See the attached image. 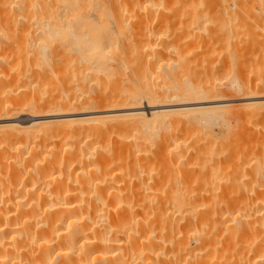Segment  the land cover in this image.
Returning <instances> with one entry per match:
<instances>
[{"label":"bare ground","instance_id":"obj_1","mask_svg":"<svg viewBox=\"0 0 264 264\" xmlns=\"http://www.w3.org/2000/svg\"><path fill=\"white\" fill-rule=\"evenodd\" d=\"M65 1L69 12L62 17L56 13L60 8L56 11L55 3L58 6L62 2V6ZM65 1L57 4V0H41V9L38 7V12L47 17L51 41L55 38L65 40L63 44L60 40V46L57 42V47L53 42L46 44L44 34L41 35L44 40L40 35L34 38L36 34L32 35L28 29L31 24L16 28L15 15L9 10L10 0H0V264H243L239 258L235 263L228 260L234 252H240V245H244H238L239 249L234 240L247 238L259 224L263 230L264 217L260 212L258 224L255 219L258 212L252 209L255 203L246 204L249 197L252 199L249 195L239 203L240 211L245 212L240 215L243 221L236 217L237 222L232 216L235 206L225 204L226 200L219 212L211 209L213 215L208 223L214 229L224 227L226 232L216 230L227 233L218 237L217 232L216 241L223 237L224 242H214L216 233L213 231L215 235H212L211 226L210 230L206 229L208 225L204 222L208 213L202 212L204 216H201L199 207L195 210L200 215L190 213L192 205L187 199L190 196L186 198L184 194L187 186L184 187L186 172L182 170L185 146L182 133L184 126L189 125L179 118L191 115L187 122L194 126L201 110H214L213 106L209 109L199 104L219 103L226 97L254 100L249 101V106L254 108L253 104H258V109L263 111L264 76L261 72L255 73L254 67L249 70L247 66L245 71L242 64L243 71H240L235 66L238 62L234 61H240L241 56H237L240 52L236 54L237 49L230 52L235 49L232 50L230 43L239 41L246 49L254 32H262V37L264 0H161L164 10L163 14L159 11L156 25L161 23L166 32L159 30L160 34L164 32V38L160 35L158 39L160 49L156 51L151 44L153 50L149 47L147 50L154 53L147 55L146 51V56L133 51V48L139 50L133 42L137 38L135 35L150 34L146 26L153 21L150 15L155 6L150 10L152 5L148 3L151 6L146 10L150 12L140 18L139 0H122L114 25L119 39L123 37L126 42L123 44L117 39L123 42L121 45L115 42L116 37L115 45L117 43L120 48L112 46L116 47L111 51L113 55L109 50L103 51L104 42L101 46L96 41L91 45L93 38L102 37L100 31L93 28L92 17H86L87 10L96 7L97 0ZM24 4L25 1L19 8H26ZM95 9L102 13L99 7ZM21 13L19 18L22 19ZM62 19H65L64 24ZM169 29H174V34H169ZM17 30L24 36L14 38ZM127 30L131 39L125 36ZM152 31L146 39L158 36ZM92 32L94 36L89 35ZM12 38L16 39L13 45L22 41L23 48L19 51V42L17 52H23L24 63V59L17 56L21 55L15 52L17 48L13 46L12 51V44H9ZM128 39L133 48H129ZM154 41L157 45V39ZM188 41L194 44L195 51L186 50ZM145 42L151 43V39ZM253 42L256 46L259 44L254 49L257 55L253 63L261 65L264 63V38L261 43ZM108 43L112 45V41ZM148 44L141 46L143 50ZM226 45L231 48L228 51L226 47L223 53L226 49L230 53L226 52L221 62L218 61L220 63L211 61L212 50ZM15 56L22 64L15 61ZM249 74L257 78L252 75L250 78ZM143 105L149 113L141 110ZM223 106H219L220 109ZM219 107L215 106L218 111ZM22 115L32 121L21 122L22 118L18 121ZM193 174L194 171L192 177ZM234 181L237 182L235 178ZM194 195L192 202H198L201 194L200 197ZM247 208L249 212L250 208L255 210L253 213L257 216L250 215L257 220L255 227L252 218L247 217ZM203 223L209 236L201 229ZM199 229L206 235L200 234L193 239L190 234L199 235ZM252 242L254 240H249L254 255L244 251L251 257L258 251L262 258L263 242L255 241L259 248ZM242 254L238 255L242 257ZM257 257L252 261L256 262ZM261 261L264 264V257Z\"/></svg>","mask_w":264,"mask_h":264},{"label":"rangeland","instance_id":"obj_2","mask_svg":"<svg viewBox=\"0 0 264 264\" xmlns=\"http://www.w3.org/2000/svg\"><path fill=\"white\" fill-rule=\"evenodd\" d=\"M20 1H21V3H20ZM26 2V4L29 6V7H27V5L26 4H24V6H26V8L25 7H23L24 9H26V12H24V11H22V9L23 8H19V7H22V5H20V4H22L23 2ZM10 0V5H9V10H11V14H14L15 15V20H16V28H17V25H21L22 27L23 26H26L27 25V27L28 26H30V24L32 25L31 26V28L30 27H28V29L30 30V32L32 33V35L33 34H36V35H33L34 36V38H38V37H36V36H39L40 35V38L41 39H43V36H41L42 34H44V42H46V44H47V42H49L48 44H51L52 42V45L55 43V45H56V43L58 42H60V40H59V38H55V39H57V40H55V39H53V41H51V39L52 38H50V36H52V31H51V29H50V27H48L47 25H46V21H47V17L46 16H44V15H42L43 13L40 11V12H38L39 11V9H41L40 8V2H41V0ZM29 1V2H28ZM59 1H62V0H57V4H58V2ZM65 1V0H64ZM151 2H149V0H139V5L142 7L139 11H140V18H142L143 16H145L146 15V13L148 14L150 11H148L147 12V10L146 9H148L151 5V7H150V10L151 9H153L154 7L153 6H155V10L152 12L151 11V17L153 18V23L151 22V21H149L150 23H151V26H149V28L147 27L148 26V24L150 25V23H147V26H146V28L148 29V31H150V34H151V31H152V33H156L158 36H156L154 39H157V41H158V44H159V46L157 47V45H156V43L157 42H155L154 41V39L153 38H149V39H146V38H148L147 37V34L149 35V36H151L148 32H147V30L145 31V29L146 28H144V31L145 32H147V34L145 33L144 35L145 36H141V35H135L137 38H135L136 39V41L135 42H133V43H135V46H136V49L138 48L139 50H135V48H133L132 47V45H131V42H130V40L128 41L129 43H130V45L131 46H129V48L130 47H132L133 48V51H137V52H139V53H144V56H146L145 55V52H146V54L148 55V54H151L152 55V53L151 52H153V51H151L150 52V50H147V48L149 47V49L151 48V50H153L154 48H155V50L156 51H158L159 49H160V42H159V40L161 39V36H162V38H164L163 37V34H164V32H166L163 28V26H162V24L161 23H159V25L157 24L156 25V18L158 17V14L160 13V14H163L162 13V7H161V5H160V1L161 0H150ZM162 1H164V0H162ZM39 2V3H38ZM56 2V1H55ZM54 2V3H55ZM67 1H65L63 4H62V6L60 5V3H62V2H59V5L57 6L56 5V3H55V7H56V11H57V9L58 8H60V10H62V11H60V10H58L56 13H58V15H60V16H64L63 14H68V12H69V7L67 6L68 4V2L66 3ZM98 2V3H97ZM20 3V4H19ZM32 4V5H30V4ZM39 5H38V4ZM66 3V4H65ZM95 3H97L98 5H100V6H98L97 4H96V7H99L100 9H98V10H101L100 12H102V13H98V12H96L97 10L95 9L96 7L95 6H93L91 9H90V11L89 10H87L88 12L86 13V17H88V18H90L91 19V17H92V19H91V22H93V23H95L93 26V28H95L97 31H100L99 33H100V35L102 36V37H104L103 38V40H102V37L101 38H99V40H98V38H93L92 39V41H91V45L92 44H94L93 42H95L96 41V43H99V46H101V44L104 42V44H102V46L101 47H103L104 48V50L103 51H105V53H107L108 52V50H109V53H111V54H113L114 55V53H112L111 51H115L116 50V47L117 48H120V46L118 47L117 46V43H119L120 41H123L122 43L123 44H125V42L126 41H124V39H123V37H121V39L122 40H120L119 39V37H118V35L119 34H117V27L115 26L116 24L114 23L116 20L115 19H117V21H118V12H119V9L121 8V5L122 4H120V3H122V0H97ZM151 4V5H149V4ZM163 3V2H162ZM161 3V4H162ZM13 4V5H12ZM35 5V6H34ZM38 5V6H37ZM14 6V7H13ZM59 6H61V7H59ZM63 6H65L66 7V9L67 10H65V8L63 7ZM148 6V7H147ZM13 7V8H12ZM17 7H18V10H16L17 9ZM38 7H39V9H38ZM58 7V8H57ZM95 7V8H94ZM147 7V8H146ZM29 8V9H28ZM36 8V9H35ZM63 8V9H62ZM161 8V9H160ZM157 9V10H156ZM35 10H37V11H35ZM63 10H65V13H63L64 11ZM149 10V9H148ZM164 10V9H163ZM28 11V12H27ZM160 11V12H159ZM21 12H24V13H21ZM110 12V13H109ZM154 12H156V13H154ZM164 12V11H163ZM19 13V14H18ZM20 13L22 14L21 15V17H22V19L21 18H19L20 17ZM42 13V14H41ZM95 13V14H94ZM98 13V14H97ZM89 14V15H88ZM105 14V15H104ZM116 14H117V16H116ZM160 14H159V16H160ZM19 15V16H18ZM96 15V16H95ZM106 15H108V16H106ZM89 16H91V17H89ZM115 16V17H114ZM142 16V17H141ZM30 18H31V22H34V23H31L30 22ZM35 18V20H33ZM114 20H113V19ZM159 18V17H158ZM26 19H27V21H29V23L27 22V24H26ZM155 19V20H154ZM22 20H25V21H23V22H25V24H23V22H22ZM63 20V24H64V22H65V19H62ZM38 21V22H37ZM134 21V20H133ZM157 22H160L159 20H157ZM21 23V24H20ZM132 23H135V21L134 22H132ZM35 24H38L37 26H39L40 27V30L38 29V27L37 26H34ZM109 24V25H108ZM115 24V25H114ZM70 25H73L72 24V22H71V24ZM96 25V26H95ZM134 25V24H133ZM230 25H231V23H230ZM18 26V27H19ZM21 26L19 27V28H21ZM34 27V28H33ZM116 27V28H115ZM145 27V26H144ZM38 30H37V29ZM159 28V29H158ZM130 29V28H129ZM161 29V31L160 32H162L163 30H164V32L163 33H161L160 34V32H159V30ZM32 30V31H31ZM37 30V31H36ZM85 30V29H84ZM130 31V30H129ZM173 31V32H172ZM174 29H169V31L167 30V32H169V34H171V33H173L174 34ZM22 31L21 30H17V32H16V35L14 36V38L15 37H18V36H24V34H22L21 33ZM94 32H96V31H94ZM106 32H108V33H106ZM113 32H115V33H113ZM157 32H159V34L157 33ZM99 33L98 32H96V35L98 34L99 35ZM110 33V34H109ZM126 33V35L125 36H127V33H128V30H127V32H125ZM176 33V32H175ZM261 33L262 32H258V31H256V32H254L253 33V35L251 36L252 38H250L251 39V41L248 39V41H247V48L245 49V47L241 44V45H239L240 43H238L239 41H237V42H235V41H232V43H230L231 45H232V50H233V48H235L233 51H231L230 50V52H234L236 49H237V51H235V53L237 54V53H239L240 52V54H238L237 56H238V58H240V56H241V58L243 59H241L240 58V61L241 62H243V63H240V61H239V59H238V61H236V59L234 60L237 64H235L234 62H233V64H235V66L240 70V71H243V69L245 68V67H247L249 70H250V67L252 68V67H254V70L256 71H254L255 73H260L261 74V76H264V74L262 75V73H264V63L262 64L261 63V65L260 64H254L253 62L255 61V59H256V52H255V50H256V48L259 46V44H258V46H256L257 44H255L253 41L254 40H256V42H259L260 41V43H261V41L263 42V38H264V33L262 34V37H261ZM103 34V35H102ZM155 34V35H156ZM258 34H259V36H258ZM89 35H95V34H93V32L91 33V34H89ZM88 35V36H89ZM105 35V36H104ZM112 36L110 39L108 38L107 39V37H110V36ZM116 35V36H115ZM153 35V34H152ZM154 35V36H155ZM161 35V36H160ZM129 36V37H128ZM128 38H130V32H129V34H128ZM140 36V37H139ZM159 36H160V39H159ZM254 36H256V37H254ZM47 37H49V38H47ZM98 37H100V36H98ZM105 37H106V39H105ZM116 37H118V38H116ZM127 37H125V38H127ZM139 37V38H138ZM158 37V38H157ZM14 38H12V39H10L9 41V44H12V42H15V40L16 39H14ZM115 38H116V40H115ZM133 38V39H134ZM140 38H143L145 41H150V39H151V43L150 42H145L143 39H141V41L140 40H138V39H140ZM48 39H49V41H48ZM117 39H119L118 40V42H117ZM131 39V38H130ZM159 39V40H158ZM55 40V41H54ZM108 40H109V42H111L112 41V45L110 44V43H108ZM114 40H115V42H117L116 43V45H115V42H114ZM143 40V41H142ZM253 40V41H252ZM63 41H65V40H63ZM62 40H61V44H63L62 42H63ZM101 41V42H100ZM106 41V42H105ZM140 42V43H137L136 44V42ZM163 41V40H162ZM19 42H20V47H19V51H21L22 49H20V48H23V47H21V43H22V41H18L17 42V44H15V45H11L12 46V51H13V46L15 47V48H17L19 45ZM51 42V43H50ZM142 42H145V43H142ZM193 42V41H192ZM16 43V42H15ZM121 43V42H120ZM119 43V44H120ZM122 43H121V45H122ZM132 43V44H133ZM142 43V45H140ZM148 43H150V44H148ZM188 43V45L186 46V50L187 51H191V49H192V51L194 50H196V48L194 47V44L193 43H190V41H188L187 42ZM192 45H190V44ZM234 43V44H233ZM236 43V44H235ZM238 43V44H237ZM252 43H254L253 45H252ZM108 45V47H107V45ZM146 44H148V46L146 47L145 46V48L144 49H146V50H143V47H144V45H146ZM152 44V47H153V49H152V47H150V45ZM154 44V45H153ZM18 45V46H17ZM54 45V47H56ZM59 46H60V43L58 44ZM111 47H110V46ZM161 45H162V42H161ZM229 45V44H228ZM228 45H226L224 48L222 47V46H220V47H222V48H217V47H215L214 49L215 50H212V53L210 54V59H212L211 61H215V62H217V63H220L221 62V58L222 57H224L225 55H227L228 53H230V52H227V49H226V52H227V54H225L226 52H224L223 53V49H225ZM238 45V46H237ZM251 45H252V47H253V49L251 48ZM256 47H255V46ZM23 46V45H22ZM112 46H116L115 48L114 47H112ZM139 46V47H138ZM141 46H143V47H141ZM156 46V47H155ZM233 46H235V47H233ZM51 48H52V46H50ZM58 47V46H57ZM107 48H109V49H107ZM128 48V51H130V49ZM131 48V49H132ZM140 48H141V50H140ZM158 48V49H157ZM193 48H195V49H193ZM228 48V47H227ZM229 48H231V47H229ZM229 48H228V51H229ZM248 48H250V49H248ZM220 49H222V50H220ZM255 49V50H254ZM107 50V51H106ZM250 50V51H249ZM18 51V48L17 49H15V52H16V54L18 53L17 52ZM198 51V50H197ZM199 51H201V50H199ZM249 51V52H248ZM252 51V52H251ZM131 52V54H133L132 53V51H130ZM220 52V53H219ZM244 52V53H243ZM23 53V52H22ZM21 53V54H22ZM154 53V52H153ZM220 55H219V54ZM18 54H20V53H18ZM20 54V55H21ZM224 54V55H223ZM143 55V54H142ZM219 55V56H218ZM223 55V56H222ZM242 55H243V57H242ZM254 55V56H253ZM19 58H23L24 59V56L22 57V55H21V57L19 56V55H17ZM17 56H15V61H18V63L20 62L19 60H18V57ZM220 57V58H219ZM20 60H22V59H20ZM220 60V62H218ZM254 60V61H253ZM26 60L24 59V61L22 62V63H24ZM250 62V63H249ZM21 63V62H20ZM21 63V64H22ZM48 63H51V62H48ZM217 63H214V65L216 64V65H218V67H219V64H217ZM240 63V64H239ZM242 64V65H241ZM215 65V66H216ZM239 65V66H238ZM240 65H241V67L243 66V69H241L240 68ZM263 65V66H262ZM217 67V66H216ZM235 67V71H237L238 69ZM257 69V70H256ZM263 69V70H262ZM245 70V69H244ZM260 70V71H259ZM232 71H234V68H233V70ZM246 71V70H245ZM263 71V72H262ZM234 73V72H233ZM239 73V72H238ZM222 73H220L219 75H221ZM236 75V74H235ZM251 75H252V78L254 77V79H256L257 77H255L256 75L255 74H249V77L251 78ZM253 75H255V76H253ZM259 75V74H258ZM222 76V75H221ZM225 80V79H224ZM225 82H228L227 80H225ZM226 89V88H225ZM230 101H229V100ZM235 99V98H234ZM233 98H231V97H226V98H223V101L222 100H220L221 102H219V103H212V104H210V103H203V104H199V106L201 107L202 105H203V107H206L207 106V108H209L210 109V107L212 108V106H213V108L212 109H214L213 110V112L212 111H209L207 108H205V109H207V110H201V114L200 113H198L196 116H197V118H198V123L197 124H195L194 123V126L191 124L190 125V123L189 122H187V121H189V118H192V116L191 115H182V117H180L179 119H181L182 120V122H183V124L185 123V124H187L188 123V125L189 126H187L186 125V127L184 126V130H183V132L184 133H182L183 135H182V141L184 142H182V144H183V146H184V148L182 149L184 152H183V155H184V163H183V160H182V170L184 171V172H186V173H184V179H185V181H184V187H186L187 186V189L186 188H184V194H185V197L187 198V196H190V197H192V199H190V197L189 198H187L188 200H190L189 201V203L191 202V207H190V213L192 212V214L194 215L195 214V212H196V215H200V214H202V212H204L205 213V211L208 213V215H207V219H206V217H205V219H204V217H203V219H204V222L208 225V226H206V225H204L205 223H203L202 225V227L203 228H201V229H204V232L206 231V233H209V234H207L208 236L210 235V232L208 231V230H210L208 227H210L212 224L211 223H208V222H210V215L212 214V210H214L215 212L216 211H218V209H220V205H224L225 206V204H229V205H234L235 206V208H233V211H232V213L234 214V215H236L237 213L236 212H238V214L236 215V216H234V215H232L233 217H235V220H236V217H237V220L239 221V219H241V217H243V216H240V215H242L245 211H240V208H241V205L239 204L241 201H242V199L243 198H247V197H249V195L251 196V198L253 199H251L250 200V197L248 198V200H246V204H248V202H249V204L251 203L250 201H252V203H255V204H252V209H254L255 208V210H257L256 211V213L259 215L260 214V212H261V216H262V218L264 217V214H262V213H264L263 211H264V109H263V111L260 109H258V107H257V105L258 104H253V106H254V108H252V106H249L251 103L249 102V101H251V102H253L254 100H239V98L238 97H236V99L234 100ZM264 100V99H263ZM228 101V102H227ZM237 101V102H236ZM241 101V102H240ZM246 101H248V102H246ZM243 102V103H242ZM250 103V104H249ZM216 104V105H215ZM227 104V105H226ZM247 106H246V105ZM223 105H225V106H223ZM145 105H143V106H141V110L143 109L144 110V112H146V113H149V109H147V107L145 106ZM215 106L217 107H219V106H223L222 108L223 109H220V107L218 108L219 109V111L217 110V108H215ZM247 108H246V107ZM249 106V107H248ZM236 107H238V108H236ZM242 108V109H241ZM216 109V110H215ZM254 110V111H253ZM204 111H205V114H204ZM216 111V112H215ZM210 112H212V113H210ZM248 112V113H247ZM209 113V115H207ZM204 115H205V117H204ZM208 117H207V116ZM238 115V116H237ZM252 115V116H251ZM214 116V117H213ZM233 116V117H232ZM236 116V117H235ZM207 117V118H206ZM21 118H22V120L23 121H21ZM25 118L26 119H29V120H25ZM206 118V119H205ZM232 118V119H231ZM201 119V120H200ZM203 119H205V120H203ZM17 120L19 121H21V122H30V120L32 121V118L30 119L28 116H26V115H22V116H19L18 118H17ZM41 120H43V121H45V119H41ZM46 120H48V119H46ZM191 120V119H190ZM216 120H218V121H216ZM186 121V122H185ZM207 123H206V122ZM258 121H259V123H258ZM191 122V121H190ZM213 122V123H212ZM225 122V123H224ZM206 124V126H204ZM196 126V127H195ZM229 126V127H228ZM189 127V128H188ZM191 127H192V129H191ZM234 127V128H233ZM189 131V132H188ZM195 131V132H194ZM236 131V132H235ZM188 132V133H187ZM197 132H199V134L197 133ZM187 133V134H186ZM195 135H194V134ZM228 133H230V134H228ZM189 134V135H188ZM228 135V136H227ZM193 136V137H192ZM184 137V138H183ZM191 138V139H190ZM211 138V139H210ZM242 138V139H241ZM196 139V140H195ZM231 141V142H230ZM188 144H187V143ZM182 146V147H183ZM190 148H189V147ZM188 147V148H187ZM240 149V150H239ZM191 152H190V151ZM185 152H186V154H185ZM189 152V153H188ZM216 152V153H215ZM191 153V154H190ZM211 153V154H210ZM188 154V155H187ZM220 154V155H219ZM211 155H213V156H211ZM187 156V157H186ZM185 158H186V160H185ZM198 158V159H197ZM187 161V162H186ZM213 161V162H212ZM194 165V166H193ZM199 165V166H198ZM192 166V167H191ZM204 166V167H203ZM198 167V168H197ZM200 167V168H199ZM228 168V169H227ZM202 170V171H201ZM244 170H246V171H244ZM193 171H194V174L193 175H195V176H193L192 177V173H193ZM237 171H238V173H237ZM192 172V173H191ZM187 173H189V174H187ZM228 173V174H227ZM242 173V174H241ZM185 174H187L188 175V178H186V176H185ZM205 174V175H204ZM236 174V175H235ZM246 175V176H245ZM235 176V177H234ZM190 177H192L191 179H190ZM194 177H195V179H194ZM260 177V178H259ZM229 178L231 179V181L229 180ZM234 178H235V180H237V182H233V180H234ZM240 179V180H238V179ZM189 179L191 180V183H190V181H189ZM193 179V180H192ZM195 180H197L195 183H194V181ZM216 180H217V182H216ZM204 181V182H203ZM208 181V182H207ZM240 181H241V183H240ZM256 181V182H255ZM232 182V183H231ZM189 183V184H188ZM199 183V184H198ZM218 183V184H217ZM244 183V184H243ZM251 183V184H250ZM187 184V185H186ZM211 184H212V186H211ZM236 184V185H235ZM195 185V186H194ZM232 185H234V186H232ZM204 186V187H203ZM220 186V187H219ZM240 186V187H239ZM244 186H246V187H244ZM219 187V188H218ZM235 187V188H234ZM212 188V189H211ZM220 188L222 189V190H220ZM241 188V189H240ZM215 189V190H214ZM195 190V191H194ZM197 190V191H196ZM203 190V191H202ZM251 190V191H250ZM186 191V192H185ZM209 191H210V193H209ZM217 191V192H216ZM198 192V193H197ZM204 192V193H203ZM214 192V193H213ZM219 192V193H218ZM235 192V193H234ZM238 192V193H237ZM242 192V193H241ZM252 194H251V193ZM194 193L196 194V196H199L200 194H201V197L198 199V202L195 200V201H193L192 202V200H194ZM213 193V194H212ZM194 196H193V195ZM212 194V195H211ZM238 194H239V196H238ZM246 194V195H245ZM192 195V196H191ZM226 195V196H225ZM257 195V196H256ZM209 196V197H208ZM229 196H231L232 197V200H230L231 199V197H230V199L228 198ZM243 196V197H242ZM247 196V197H246ZM255 196V197H254ZM194 197V198H193ZM212 197V198H211ZM218 197H220V199H221V201H219L220 199L218 198ZM242 197V198H241ZM197 198V197H196ZM214 198V199H213ZM223 198V199H222ZM236 198H238V199H236ZM239 198H241L240 200H239ZM203 199V200H202ZM211 199H212V201H211ZM235 199V200H234ZM244 199V200H245ZM217 201V202H215V201ZM227 200V201H226ZM255 200V201H254ZM206 201H208V202H206ZM219 201V202H218ZM227 202V203H225L224 204V202ZM229 201V202H228ZM234 203H233V202ZM210 202V203H209ZM193 203H195V204H193ZM199 203V204H198ZM208 203V204H207ZM216 203H217V206H218V203H219V207L217 208V206H216V208L214 207L215 205H216ZM221 203V204H220ZM206 204V205H205ZM236 204H238V205H236ZM248 204V205H249ZM250 204V205H251ZM195 205L197 206V207H195ZM199 205V206H198ZM208 206V207H207ZM237 206V207H236ZM198 207H199V212H201L200 214H199V212L198 211H196L195 210V208L196 209H198ZM251 207V206H250ZM257 207V208H256ZM202 208V209H201ZM204 208V209H203ZM259 208V209H258ZM193 209H194V211H193ZM201 209V210H200ZM212 209V210H211ZM217 209V210H216ZM225 209V207L224 208H222L221 210H224ZM221 210H220V212H221ZM236 212H235V211ZM237 210H239L240 211V213L241 214H239V211H237ZM254 210V211H255ZM251 210V208H250V212H249V209L247 208V211H246V213L248 212V219L249 220H251V218H252V222H253V226L254 225H258L259 223H260V221L259 220H261V216L259 215L258 216V218L256 217H254L253 215H255V216H257L256 214H254L255 212L254 211H252ZM198 212V213H197ZM219 212V211H218ZM254 212V213H253ZM206 213V214H207ZM251 213V214H250ZM213 215V214H212ZM253 216L255 219H259L258 221V224L256 223L257 222V220H254L253 219V217H251V216ZM201 216H204L203 214L201 215ZM233 217H232V219H233ZM249 217H251V218H249ZM208 218H209V220H208ZM211 218H213V217H211ZM239 218V219H238ZM221 219H223L224 220V218H221ZM248 219H246V222H247V220ZM235 220H233V225H235L236 223V221ZM242 221H243V218L241 219ZM245 220V219H244ZM248 220V223L250 222ZM237 221V222H238ZM256 221V222H255ZM262 221H263V219H262ZM263 223V224H262ZM211 224V225H210ZM261 224H262V226L264 225V221L263 222H261ZM228 225H231V224H228ZM232 225V226H233ZM260 225V224H259ZM258 225V229H259V231H261L260 233H262L263 231H264V226H263V230H260V227L261 226H259ZM204 226H206V227H204ZM252 226V227H253ZM220 226H218V228H219ZM231 227V226H230ZM250 227H251V224H250ZM252 227H251V229H252ZM255 227V226H254ZM208 229V230H206V229ZM218 228H216L217 230H218ZM211 229H212V235H215L214 233H213V231L216 233V237L214 236V242H219L220 240L222 241V243L224 242L222 239H223V237L220 239V240H217L216 241V239L222 234V236H226L227 235V233H223L224 231H225V229H224V227L222 228H220V229H224V231L222 232V233H220V232H218L216 229H214L213 228V226H211ZM250 229V230H251ZM258 229H255L254 230V228H253V232H254V234H251V233H253L252 231L251 232H249L248 233V235H247V238H245L246 236H244V238L243 237H236L235 238V240H234V243L236 244V246L238 247V245H240V244H244L245 246H249L250 244H249V240L250 241H253L254 240V242H252L251 244H253V245H255V244H257L258 243V241L260 242L261 241V243L262 244H264V240L263 239H261V237H263L264 238V236H262L260 233H259V231H258ZM200 231V229L198 230V232ZM204 232H202V230L200 231V233H199V235H196L197 233H193V234H190L192 237H193V239H195V238H197L198 236L200 237L201 235L200 234H205ZM217 232L219 233V235H218V237H217ZM226 232V231H225ZM257 232V233H256ZM224 234V235H223ZM206 235V234H205ZM211 235V236H212ZM250 235H251V237H252V239H250L251 237H250ZM256 235H258V236H256ZM260 235H261V237H260ZM263 235H264V232H263ZM197 236V237H196ZM221 237V236H220ZM216 238V239H215ZM242 238V239H241ZM259 238H260V240H259ZM193 239L190 237L189 238V243L191 244V247H192V245H193V243H191V242H193ZM241 239V240H240ZM238 240V241H237ZM245 240L248 242H245ZM242 241V242H241ZM244 241V242H243ZM255 241L257 242V243H255ZM239 242V243H238ZM216 243V244H217ZM255 243V244H254ZM260 243V244H261ZM221 244V243H220ZM244 245H240V248L242 247V249H240L239 247V249H240V252L238 251V252H234L233 253V255H231V259L230 258H228V257H225L224 259H227L228 258V260H232V263H235V262H237V258H239L238 260H240L243 264H248L247 262H245V261H248L249 262V264L251 263H253V261H254V263H256V264H262L261 262V260L263 259V257H264V255H262L263 257L262 258H259V256L261 257V254L260 255H258V251L256 252V255L255 256H258L257 258H256V262H255V260H253L252 261V259L255 257V256H253V257H251V253H253V252H251L252 251V249H250L251 248V246L252 245H250V247H243ZM218 246H219V244H218ZM255 246H257L258 248H259V244L258 245H255ZM264 246V245H263ZM244 248V249H243ZM247 251H246V250ZM253 249H255V250H257L256 249V247H254ZM249 252L250 254V258L248 257L249 255L245 252ZM249 250V251H248ZM254 250V251H255ZM244 251V252H243ZM236 253H238V254H240V253H243L242 254V257H240L241 255H238L237 254V256H236ZM247 254L246 256L244 255V254ZM262 254H264L263 252H261ZM243 255H244V257H247V258H245L244 259V257H243ZM252 255H254V253L252 254ZM232 256H233V258L234 259H232ZM236 256V257H235ZM258 258L260 259V260H258ZM247 259V260H246ZM251 259V261L252 262H250L249 260ZM244 262H243V261Z\"/></svg>","mask_w":264,"mask_h":264}]
</instances>
